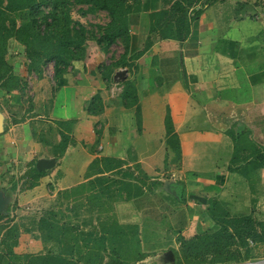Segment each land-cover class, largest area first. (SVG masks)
<instances>
[{
  "label": "rangeland",
  "instance_id": "1",
  "mask_svg": "<svg viewBox=\"0 0 264 264\" xmlns=\"http://www.w3.org/2000/svg\"><path fill=\"white\" fill-rule=\"evenodd\" d=\"M203 3L204 9L212 8L211 11L214 14L216 27L219 29L218 35L215 37H217L220 46H225L226 43L224 44V41H229L226 44L229 50L240 56L238 59H240L241 65H245V67L248 64L246 60H250L253 56L262 60L264 59V8H262V5L254 7L247 0H203ZM164 4V0H159L157 8H163L166 6ZM89 6L88 4L70 2L67 8H65L70 17V23L63 16L65 20H60L56 25V29L59 31L61 29L62 31L63 25L66 27L68 24V28L70 29L68 34L72 36L74 35V30H81L83 28L87 36L84 46L81 47V50L84 49L82 50L83 58L92 59V65H97L96 69H100V73L102 74V70L106 66L116 63L121 58L120 56L125 50L126 43L122 38H118L110 46L111 48L109 47L105 51V55L103 53L98 55V50H101L102 44L96 38H93L92 35L99 37L104 32L105 26L110 22V15L104 10L88 11ZM42 8L48 12L51 7L46 6ZM17 15L12 14L11 18L17 17L18 25L28 19L29 21L31 20L29 14H27V17L25 15ZM44 28V26L40 27L41 30ZM151 37L156 39L152 40V44L160 39L155 34L151 35ZM176 40L179 41L178 38ZM41 44L49 47V40H44ZM178 44H182L180 48H184L185 50L186 47L183 46V43L179 41ZM252 45L259 46V48L253 51ZM18 47L16 48V45L13 44V40L10 41V53L11 51L21 53L19 54V59L16 60L14 57L11 61L14 64L13 66H16L15 70L17 72L21 68L25 72L23 88L21 89V93L24 96V104L22 106L15 105L13 101L8 100L6 96L8 94L7 91L0 88V112L5 117L4 125L6 129V132L0 134V188L10 190L13 180L19 181V189L10 193L13 197L10 205H15V208L12 209L9 216L11 219L16 220V223L19 225L20 234H22L19 235L22 239L21 247L17 248V252L15 249L18 245L14 248L16 253H61L64 257L82 260V258L93 254L96 248L94 240H86L90 239L87 238L89 237L87 233L91 231L102 232L105 227L111 236L109 251H112L114 248L121 259H126L127 264H175L167 262L164 255L173 248H181L178 242L179 236L190 238L196 234L214 232L219 228V225L215 223L208 213L210 199H217L229 211L231 217H251L253 225L256 227L258 235L251 238L247 247L243 248L244 251L246 249L251 250V260L244 263L264 258V168H257L244 160L232 162L235 146L234 138L239 131V125L236 118H230V116H228L229 121L222 124L220 121L227 118L225 119L224 110L219 106L211 114L216 125L207 123L205 115L202 112L193 117L191 124H187V127L191 129L192 127L199 129L223 127L226 143L229 145L231 143L232 146L234 144L233 148H231L232 146H227L224 149L219 148L215 150L210 145L211 148L209 149L207 159L209 163L210 161L217 163L212 169L199 167V170H189L187 168L188 164L183 162L184 153L180 137L179 143L182 153L181 156H178V153L173 148L178 142H176L174 136H172L173 140L168 142L165 126V134L157 141L159 142V147H157V150L151 152L150 158L153 159V162L151 164H144V168L142 164L139 163L140 166H137V163L134 162L131 165H124L120 170L121 172H109L105 174L106 176H101V174L97 173V169H99L98 165H91L85 174L86 179L76 185L75 189L72 188L73 190L54 193L49 191L50 189L43 187V190L35 198L37 199L36 202H29V197L20 198L21 193L28 190L25 187H27L30 181V177H22L26 171L33 167L37 156L33 159H28V154L25 152L26 147L24 143L27 141L26 137L28 133L26 134L23 129L18 132L11 130V128L13 127L14 115H24V109H27V105H29L28 97L34 95L36 86L33 81L38 79V73L32 74L33 72L27 68L29 60L25 55V46ZM73 47L72 49L76 50ZM76 53H78V50ZM8 57L10 58L9 55ZM150 57L144 58V65L146 67L144 70V82L142 80L143 75L141 76L142 72L138 69L135 61L127 63V65H119L120 67L116 68L117 71L119 69H128L129 74L127 77H130L128 81L126 78L117 82L125 84L130 92H137V95L139 91L143 90L144 96L150 93V87L168 91L176 89L171 81L175 74L179 73L180 68L176 66L180 64L179 58L182 56L179 53L176 54L170 51L169 55L160 54L157 58ZM73 60L67 65L69 69L73 64ZM219 63H214V65L220 67ZM148 66L150 67L149 71L147 70ZM229 70L227 73L226 71L221 72L220 67L212 77L216 79L214 83L218 87V95L221 97L224 94L226 97H231L229 99L231 101L233 98L239 99L243 92L242 86L238 88L236 86L239 80L242 85L243 76L239 72L232 73L233 69ZM43 71H45L49 86H53L56 78L55 61L48 60L44 64ZM212 77L206 75L204 80L206 85H212L214 88L213 84L210 83ZM112 80L113 77L111 81L107 82L109 86L107 93L111 99L124 90L122 89L121 91V88L116 87V85L111 88L113 85ZM183 82L184 89L187 91L190 90V86L193 87L191 91L194 93H199L202 90L201 86L197 88L195 84H189L186 78H184ZM260 85L262 89L261 101L264 107L263 67L260 75ZM221 87L223 88L220 91ZM121 97L119 96V98ZM62 98L63 93H61L58 101L63 102ZM122 99L120 100L121 103ZM219 100V103H225V100L221 98ZM127 101H130V99ZM59 105L62 108V104ZM168 109L170 110V108ZM168 109L166 110V115L169 112ZM135 115L134 118L136 120L140 119L139 111ZM235 115H237V112L233 114V116ZM260 117L262 125H256L255 139H258L259 147L263 149L264 115ZM240 118L244 120L243 116ZM153 121H157V118L153 117ZM41 126L43 128L48 127L45 123H40L36 127ZM225 128L227 129L225 130ZM159 135L155 131V143ZM121 151L125 154L123 149ZM184 151L188 154L185 155L187 158L189 152L186 148ZM52 154L54 153L50 149L47 155ZM127 169L134 174V177H142L144 180H147V183L161 180L163 181V185L154 187L151 191L144 184L143 195L129 198L128 190L123 187V183L121 182L123 179H134L133 176L128 177L122 174ZM210 170L213 173L212 176L206 174ZM52 171V169H49L47 173H51ZM217 176H220V178L214 184L212 181ZM104 177H109V182H105ZM181 184H184L186 189L185 200H182V197L173 188L174 185H178L177 191H181ZM20 202L27 203L24 209L26 211H20L19 215L15 217V211L16 208L20 207ZM197 206L200 208L198 209ZM44 217L56 225V228L54 227L56 229L55 235H59L57 231L60 230L65 232L62 235L63 242L59 243L55 240V235L51 236L46 230L41 229V219ZM7 222L8 218H4L0 221V224ZM30 226L32 230L30 229L31 232H27L26 228ZM109 251L104 252L105 262L109 260ZM131 253L141 254L144 259L138 261L135 258H129Z\"/></svg>",
  "mask_w": 264,
  "mask_h": 264
},
{
  "label": "crops",
  "instance_id": "2",
  "mask_svg": "<svg viewBox=\"0 0 264 264\" xmlns=\"http://www.w3.org/2000/svg\"><path fill=\"white\" fill-rule=\"evenodd\" d=\"M142 1V8L132 13L129 18L130 46L127 61L129 63L135 61L138 69L142 72L141 76L143 75L142 80L144 82L145 57L157 58L160 54L169 55L170 51L176 54L179 53L183 58H179L180 64L176 67L180 68V70L171 81L176 89L168 91L150 87V93L146 96H144L143 90L139 91L138 101L136 99L134 102L126 101V98L122 99V93L120 92L117 96L114 95L116 96L115 98L111 99L107 93V88L109 87L107 80L102 77L100 69L97 70V65H92V59L83 57L73 60L70 69L68 66H63L65 68L63 74L59 77L55 76L54 85H51V87L48 84L45 71H42V75L37 74L38 79L33 81L36 86L34 95L28 97L29 105H27V109H24V115H14L11 130L20 132L23 129L26 134L28 133L27 141L24 143L28 159H33L37 156V163L40 158H55L56 163L50 168L53 171L43 176L38 186L25 190L21 193L20 198L29 197V202H36L37 199L35 198L43 190V187L50 189L49 191L54 193L72 189L86 179L85 174L96 157H117L127 160L129 165L134 162L140 163L143 168L144 164H151L153 162V159L150 158L151 152L157 150V147H159V142L157 141L165 134L164 119L168 108L171 110L175 128L181 140L184 153L183 162L188 164L187 168L189 170H199V167L212 169L216 166L217 163L211 161L209 163L207 159L211 148L210 145H212L214 150L232 146L231 143L230 145L226 143L223 127L218 126L210 129L193 127L191 129L187 127V124L192 123L193 117L200 112L205 115L207 123L216 125L211 114L219 106L224 110L225 119L227 118L220 121L222 124L229 121L228 116L236 118L239 125L238 130L249 131L250 139L255 143L258 141V139H255V127L256 125H262L260 116L264 115V112H262L264 107L261 101L262 89L260 85L264 59L253 56L250 60H246L248 62L246 67L241 65L240 59H238L240 56L230 51L226 45L229 41H224V44L226 43L225 46H220L218 43L215 36L218 35L219 29L216 27L214 14L211 11L212 8H207L193 22L192 33L183 43V46L186 47L185 50L180 48L182 44L179 45V41L176 38L158 39L139 58L133 60L132 55L143 50L146 46L145 43H147L151 27L150 13L158 9L159 3V0ZM249 2L254 7H257L253 1ZM153 40L156 39L154 38ZM13 44L16 45V48L23 46L16 40H13ZM243 46L245 47V45ZM257 48L259 46L252 45L253 51H256ZM105 51L107 50H104L101 46V50H98V55L102 53L105 55ZM11 53L16 60L19 59V54H21L16 51H11ZM218 62H220L221 72L226 71L227 73L230 71L229 69H233L232 73L239 72L243 76L242 85L240 80L236 85L237 88L239 86L243 87V92L239 99L233 98L230 101L231 97H226L224 94L221 97L218 95V87L214 83L216 79L212 77L220 68L218 65H214V63L217 64ZM15 68L16 66L14 67V72L25 79L24 69L21 68L17 72ZM149 69L150 67L148 66L147 70L149 71ZM180 71L185 72L186 77ZM32 72V74H36L35 71ZM206 75L212 77L210 83L213 84L214 88L212 85H206L204 80ZM128 78L130 77H127V80ZM184 78L188 79L189 84H195L197 88L201 86L202 90L199 93H194L191 91V88L193 89L191 86L190 90H185ZM112 84L111 88L116 85V87L121 88V91L124 87V84L114 80V76ZM222 88H220V91ZM61 93H63V102L58 101ZM223 95L224 97H222ZM6 96L15 105L22 106L24 104V96L20 92L14 91ZM96 96H100L96 101L102 102V105H100L98 112H93L94 109L90 110V107H94L91 105L95 101L94 98ZM219 98L225 100V103H219ZM121 99L123 100L122 103L120 102ZM59 104H62V108H60ZM138 108L140 109L138 110ZM138 111L140 119L136 120L134 117ZM236 112L237 115L233 116ZM241 116L244 117V120L240 118ZM153 117H156L157 121H153ZM59 120H75L71 135L76 139L77 143L69 145L64 155L56 154L54 151V145L58 144L62 139L58 129ZM40 123H45L48 127H36ZM155 131L160 134L156 139V143L154 138ZM4 132H6V129ZM16 136L18 135L16 134ZM225 144L227 145L225 146ZM257 145L259 146V143ZM185 148L189 152L187 158L185 157V155H188L184 151ZM50 149L54 154L47 155ZM122 149L125 154L121 151ZM48 170L45 171L48 172ZM206 174L212 176L213 173L210 170ZM219 178L220 176H217L214 181L210 178L209 180L216 184ZM26 204L20 202V207L16 208L15 217L19 215L20 211H26L24 210ZM197 208L199 209L200 207L197 206ZM14 223H16L15 219L10 224ZM30 229L31 226L27 227L26 231L31 232L32 229ZM21 240V237H19L18 247L15 249L16 252L17 248L22 245Z\"/></svg>",
  "mask_w": 264,
  "mask_h": 264
},
{
  "label": "trees",
  "instance_id": "3",
  "mask_svg": "<svg viewBox=\"0 0 264 264\" xmlns=\"http://www.w3.org/2000/svg\"><path fill=\"white\" fill-rule=\"evenodd\" d=\"M251 1V0H247ZM70 2L78 4H88V11L104 10L110 15V22L105 26L104 32L99 37H95L102 44L104 50L122 38L125 43V52L121 58L114 64L106 66L102 70V77L111 81L116 68L119 65H127V56L129 54V18L134 12L142 8V0H0V88L6 90L7 93L14 91L20 92L23 88V78L14 72V66L11 59L14 58L10 53V41L16 40L24 45L25 55L27 56L28 70L35 71L42 75L43 66L48 60L55 61V74L59 77L63 74L65 68L73 59L83 57L81 47L84 46L87 40L86 31L74 30V35L70 36L68 32V24L63 30L56 29V25L60 20L66 17L69 21V14L65 11ZM206 2V1H205ZM166 6L157 9L150 13L151 27L150 34L147 39L146 46L143 50L134 53L132 59L139 58L152 44L153 37L158 35L160 39L178 38L181 43H184L192 33V24L203 13V0H164ZM203 3V4H202ZM164 4V5H165ZM51 7L46 12L42 7ZM198 6H200L198 8ZM62 12V13H61ZM15 16L27 14L31 17L29 21H23L18 25L17 17ZM41 26L45 28L40 29ZM68 31H67V29ZM91 36V37H92ZM152 39H151V38ZM49 40V47L41 44L44 40ZM48 45V44H47ZM75 45V47H73ZM76 48V50L72 49ZM78 50V53H76ZM79 51L81 52L79 53ZM10 56V58L8 57ZM184 77L186 73L183 72ZM128 81V80H127ZM122 98L130 99L134 102L138 98L137 92H130L129 88L124 84ZM100 96L94 98V102L90 107L93 112H98L101 105L96 101ZM126 100V101H127ZM100 103V104H99ZM131 104V103H130ZM169 110V109H168ZM75 120H59L58 129L61 134V141L54 145L56 154L64 155L67 148L71 144H76V139L71 135ZM166 135L168 142L176 138V146L173 148L181 156V146L179 136L176 132L172 115L169 112L165 118ZM234 153L232 162L239 160L247 161L248 164H253L257 168H264V148L259 147L249 137V131L240 130L236 134ZM245 153V154H244ZM244 154V155H243ZM137 163V162H136ZM128 164L127 160L111 156L96 157L91 165H98L97 173L101 176H106V173L121 172L124 165ZM90 165V166H91ZM137 166H140L137 163ZM245 167V166H244ZM47 174V171H39L36 166V161L22 178L30 177L26 189H32L40 184V180ZM125 176L134 177V174L127 170L122 172ZM105 182H109V177L103 178ZM123 187L128 190L129 198H136L144 194V186H148L149 190L154 187L163 185V181L154 180L147 183L142 177H134V179H123L121 181ZM145 184V185H144ZM19 181L13 180L10 190H4L10 194L11 191L18 190ZM182 190L177 191L178 185L173 188L178 193L182 200H185V186L181 184ZM76 187H73L75 189ZM72 189V190H73ZM8 190V191H7ZM71 190V189H70ZM15 205H10L7 214L0 215V221L8 218L7 223L0 224V264H127L126 259H121L113 248L109 251V235L107 228H103L102 232L91 231L88 234V241H95L96 248L94 253L90 254L82 260L64 257L61 253H26L18 254L14 248L19 242V225L18 223L10 224L13 221L10 213ZM208 213L215 221L219 228L214 232H204L196 234L190 238L184 236L178 237V242L181 248H173L175 254V264H235L244 263L251 260V250H243L247 247L251 238L258 235L256 227L253 225L251 217H231L229 211L217 199H210ZM41 229L48 232L49 235H55L56 225L48 221L45 217L41 219ZM59 235H55V240L59 243L63 242L62 235L64 231H57ZM109 251V260L105 262L104 252ZM129 258L143 260L141 254L131 253ZM128 258V257H127ZM145 264V263H143Z\"/></svg>",
  "mask_w": 264,
  "mask_h": 264
},
{
  "label": "water",
  "instance_id": "4",
  "mask_svg": "<svg viewBox=\"0 0 264 264\" xmlns=\"http://www.w3.org/2000/svg\"><path fill=\"white\" fill-rule=\"evenodd\" d=\"M128 75V70L127 69H119L116 71L114 74V80H125ZM5 117L4 115L0 112V134L5 131ZM56 163L55 158L47 159V158H40L36 166L39 171H45L47 169L52 168ZM12 195L8 194L4 189L0 188V215L7 214L8 209L10 207V204L12 202ZM164 257L166 258L167 262H172L175 263V254L173 250H170L167 252Z\"/></svg>",
  "mask_w": 264,
  "mask_h": 264
},
{
  "label": "built area",
  "instance_id": "5",
  "mask_svg": "<svg viewBox=\"0 0 264 264\" xmlns=\"http://www.w3.org/2000/svg\"><path fill=\"white\" fill-rule=\"evenodd\" d=\"M253 1V3H255L257 5V7H259V5H262L264 8V0H251ZM263 14V13H261ZM235 264H264V258L263 259H259L258 261H254V262H249V263H235Z\"/></svg>",
  "mask_w": 264,
  "mask_h": 264
}]
</instances>
